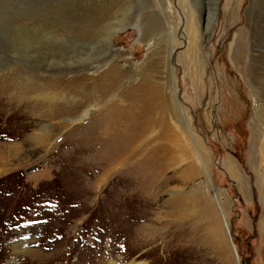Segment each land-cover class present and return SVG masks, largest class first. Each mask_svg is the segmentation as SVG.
Instances as JSON below:
<instances>
[{
	"label": "rangeland",
	"instance_id": "rangeland-1",
	"mask_svg": "<svg viewBox=\"0 0 264 264\" xmlns=\"http://www.w3.org/2000/svg\"><path fill=\"white\" fill-rule=\"evenodd\" d=\"M101 1L0 0V264H264V123L245 80L264 66V0H122L99 32H56ZM109 64L127 86L166 85L189 158L130 171L127 144L97 138L109 96L89 81Z\"/></svg>",
	"mask_w": 264,
	"mask_h": 264
},
{
	"label": "bare ground",
	"instance_id": "bare-ground-1",
	"mask_svg": "<svg viewBox=\"0 0 264 264\" xmlns=\"http://www.w3.org/2000/svg\"><path fill=\"white\" fill-rule=\"evenodd\" d=\"M121 2L122 0H103L100 3L98 2V5H95V7L89 8L88 14L86 15L84 14L81 18H79L78 22L75 23V26H70L66 28L59 27L58 29L61 28V30L58 31L57 29L56 32L66 33V34L70 33V35H82V36L84 35L89 36L91 34L99 32L103 28L102 23L105 20H107V18H109L112 15V13H114L113 11H115V8L118 5H120ZM229 3H230V0L227 1L226 6H229ZM140 19L141 18H138L137 20L134 19L133 20L134 23H131V24L137 27V23L140 21ZM143 19L146 20L145 24L148 23L147 33L144 38L154 37L160 27V26L158 27L156 23L157 22L156 17L153 14L149 16H144ZM120 26L122 25L118 24L117 28H119ZM116 30H117L116 28L112 29V31H110L109 34L112 35ZM192 33L193 32H190L191 35ZM260 38H261L260 43L264 45V31L260 34ZM147 67H148L146 68L147 71H151L154 68L153 63ZM245 69H246L245 80L248 82L249 86H252V89H253V84H256L259 87V89L257 90L258 92L255 93L253 101L256 104V110H258L257 114L259 118L262 119L261 122L264 123V66H262L260 70L261 71L260 78H258L257 76L258 71L255 70L254 68L247 67ZM122 78H123V75L121 74V71H119L117 65L109 64V66L105 69L104 72L98 75L94 80L89 81V89L92 90L95 94L94 99L98 97V100H100L102 98L109 96L108 105L107 107H105L103 114L99 115V120H97V122H91L95 124L93 129H94V133L97 135V138L99 139L107 138V139L115 140L116 143L120 145H122L121 141L120 143H118V140H123L128 146V148H126L128 152L127 157L132 158V159L134 158L135 160V162L130 161V165H128L127 168L125 167L126 170H130V171L132 169L133 170L135 169L134 166L143 164V161H144V164L148 166V168L152 169L156 164L160 165L163 163V165H166L165 162L167 160H170L171 162H174V163L175 162L178 163L177 160H180L181 159L180 156L182 155L183 156L188 155L187 158H189L190 157L189 150L187 149L188 144L186 145L187 147H183L185 143L182 145L177 135H174V133L172 134L170 131L171 130L170 124L167 121V111L169 109V106L167 105V99H166L167 96L165 97V92L163 90V88L166 85L163 83L164 85L162 88H161V85L160 86L155 85V82L152 80L150 75L144 76L142 83L141 82L139 84L137 83L138 86L137 84L136 85L130 84L128 86L125 85L126 83L123 84V80H121ZM71 80L77 81V82L80 81L81 83L80 85H82L83 77L76 76V77L71 78ZM20 90H19V95L22 94L23 96H26L25 93H23L24 91L22 90L23 92H20ZM84 90L85 89H83L81 86V88H79L78 90V93H82L84 92ZM116 92H121V97L118 100L116 99ZM49 98L50 99H46V102L49 103V105L50 103L55 102L54 97H52V99L51 97ZM260 99L262 101V104L258 106L257 105L258 100ZM84 100H87V98H85ZM176 103H177L176 101H174V105L171 103L173 106L172 109H174L175 107L177 108V111L181 119L183 111L180 108L181 112H179V107L177 106L178 104L176 105ZM122 108H124L125 110ZM63 112H64L63 110H57V109L52 111L54 116L55 115L59 116V114ZM88 113H89V109H85L84 111H82L80 116H77L78 117L77 119L78 120L83 119V117L87 116ZM75 120L76 118L69 119L68 122L69 124H73ZM176 129L179 132H181L177 126H176ZM252 135H253L252 136L253 138L251 140L255 141L256 134L254 133ZM258 136L260 135L258 134ZM151 142L153 146H150ZM143 147H146L147 149H142ZM115 150H118V149H115ZM115 152L117 151H114V153ZM118 154L116 153V155ZM191 154L194 155V157H196V160L199 161V164L203 168L204 161L201 157L200 152L198 156L196 150L194 149V152L192 151ZM251 164H253V168L256 172L259 171L258 169L259 166L258 168H256L257 164L256 166H254V163H251ZM224 167L227 173L229 174V176H231L233 179L237 180L238 182H242V185L244 186L243 180L245 178L242 179L243 173L238 163H236V161L233 158L228 159ZM145 172H149V171L146 170ZM204 172L206 174V171ZM204 177H206L207 179L208 177L207 174ZM257 179H258L257 186L264 187V177H260ZM14 262L15 261L12 260L8 264H13Z\"/></svg>",
	"mask_w": 264,
	"mask_h": 264
}]
</instances>
